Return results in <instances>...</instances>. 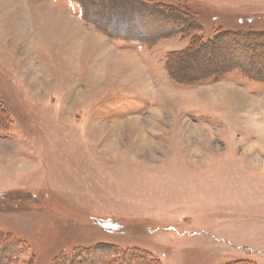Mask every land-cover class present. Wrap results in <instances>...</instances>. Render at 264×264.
<instances>
[{
    "label": "rangeland",
    "instance_id": "rangeland-1",
    "mask_svg": "<svg viewBox=\"0 0 264 264\" xmlns=\"http://www.w3.org/2000/svg\"><path fill=\"white\" fill-rule=\"evenodd\" d=\"M0 264H264V0H0Z\"/></svg>",
    "mask_w": 264,
    "mask_h": 264
},
{
    "label": "bare ground",
    "instance_id": "bare-ground-1",
    "mask_svg": "<svg viewBox=\"0 0 264 264\" xmlns=\"http://www.w3.org/2000/svg\"><path fill=\"white\" fill-rule=\"evenodd\" d=\"M18 3H16V2H14V6L15 5H17ZM15 10V9H14ZM24 15V14H23ZM23 17V16H22ZM15 29H17V31H20V29L22 30L23 29V26H21V23H17V26L15 27ZM133 61H135V60H133ZM132 62V61H131ZM129 65H131L130 67H129V74H130V72L132 71L133 73V75H134V77L136 78V77H139V75H140V71H139V69H137V67H136V63H135V65L134 64H129ZM133 65V66H132ZM138 66V65H137ZM128 77H131L130 75H128ZM137 81H138V79H136ZM32 85H33V87H34V84H35V86H36V84L37 83H31ZM40 84V83H39ZM143 83L141 82V85H142Z\"/></svg>",
    "mask_w": 264,
    "mask_h": 264
},
{
    "label": "crops",
    "instance_id": "crops-1",
    "mask_svg": "<svg viewBox=\"0 0 264 264\" xmlns=\"http://www.w3.org/2000/svg\"><path fill=\"white\" fill-rule=\"evenodd\" d=\"M4 45V44H3ZM73 56V54H71V56L70 57H72Z\"/></svg>",
    "mask_w": 264,
    "mask_h": 264
},
{
    "label": "trees",
    "instance_id": "trees-1",
    "mask_svg": "<svg viewBox=\"0 0 264 264\" xmlns=\"http://www.w3.org/2000/svg\"><path fill=\"white\" fill-rule=\"evenodd\" d=\"M205 42H207V41H205Z\"/></svg>",
    "mask_w": 264,
    "mask_h": 264
}]
</instances>
